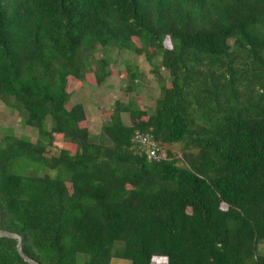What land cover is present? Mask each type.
<instances>
[{
	"label": "trees",
	"instance_id": "obj_1",
	"mask_svg": "<svg viewBox=\"0 0 264 264\" xmlns=\"http://www.w3.org/2000/svg\"><path fill=\"white\" fill-rule=\"evenodd\" d=\"M114 49L162 95L116 102L93 136L68 86L106 84ZM141 77L126 65L128 92ZM0 102L36 136L0 140V231L28 259L264 264V0H0ZM136 132L181 156L148 161ZM57 136L74 154L49 155ZM17 246L0 237V264H30Z\"/></svg>",
	"mask_w": 264,
	"mask_h": 264
},
{
	"label": "rangeland",
	"instance_id": "obj_2",
	"mask_svg": "<svg viewBox=\"0 0 264 264\" xmlns=\"http://www.w3.org/2000/svg\"><path fill=\"white\" fill-rule=\"evenodd\" d=\"M166 45L169 42L166 41ZM114 57V63L111 66L112 76L109 81L98 87L92 76H89L85 82H76L71 79L68 86V92L71 99L70 104H82L87 114V120L80 126L87 128L93 136L101 133V128L110 121V115L116 102L124 105L130 99L136 101L140 108L146 113L152 114L155 111L156 101L162 95L161 79L152 72V66L144 57L137 56L134 53L117 50L111 52ZM98 56H102L98 53ZM160 58L156 59L159 63ZM137 65L141 72V85L133 88L131 92L127 91L128 83L126 78V65ZM163 79H168L166 74H161ZM125 125L130 124L129 116L122 115ZM7 130H12L17 137H28L33 142L36 136L32 129L25 125V121L17 112L12 111L0 102V140ZM55 146L49 151V155H57L62 149L74 154L76 147L63 142L60 136L55 139ZM169 150L177 157L181 156V145L168 146ZM18 173L20 171L17 170ZM261 253H264V244L261 245ZM111 264H131L128 260L113 259ZM154 264H166V260L155 258Z\"/></svg>",
	"mask_w": 264,
	"mask_h": 264
},
{
	"label": "built area",
	"instance_id": "obj_3",
	"mask_svg": "<svg viewBox=\"0 0 264 264\" xmlns=\"http://www.w3.org/2000/svg\"><path fill=\"white\" fill-rule=\"evenodd\" d=\"M131 143L132 150L137 155L146 156L148 161L161 162L168 159V145L155 141L150 133L136 132Z\"/></svg>",
	"mask_w": 264,
	"mask_h": 264
},
{
	"label": "water",
	"instance_id": "obj_4",
	"mask_svg": "<svg viewBox=\"0 0 264 264\" xmlns=\"http://www.w3.org/2000/svg\"><path fill=\"white\" fill-rule=\"evenodd\" d=\"M0 237H6V238H12V239H17L18 240V246H17V249H18V252L19 254L21 255V257L27 261L28 263L30 264H37L35 262H33L32 260L28 259L22 252V238L18 235H15V234H11V233H7V232H3V231H0Z\"/></svg>",
	"mask_w": 264,
	"mask_h": 264
}]
</instances>
